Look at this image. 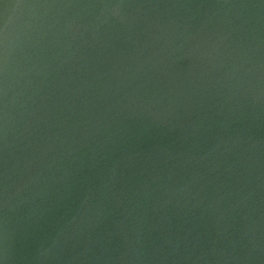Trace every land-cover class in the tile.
I'll return each mask as SVG.
<instances>
[{
  "label": "water",
  "instance_id": "water-1",
  "mask_svg": "<svg viewBox=\"0 0 264 264\" xmlns=\"http://www.w3.org/2000/svg\"><path fill=\"white\" fill-rule=\"evenodd\" d=\"M0 264H264V0H0Z\"/></svg>",
  "mask_w": 264,
  "mask_h": 264
}]
</instances>
